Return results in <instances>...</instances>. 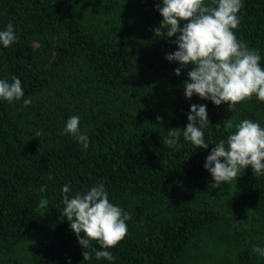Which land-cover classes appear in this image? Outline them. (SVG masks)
Masks as SVG:
<instances>
[{"label": "trees", "instance_id": "trees-1", "mask_svg": "<svg viewBox=\"0 0 264 264\" xmlns=\"http://www.w3.org/2000/svg\"><path fill=\"white\" fill-rule=\"evenodd\" d=\"M159 3L0 0V31L11 23L18 37L0 43V80L15 76L24 91L20 100H0V264H264L252 251L264 248V175L249 167L209 188L215 181L204 167L236 130L225 131L227 119L264 128V102L253 95L231 112L228 103L186 98L192 66L177 76L179 62L165 58L178 45L154 36ZM242 4L234 34L264 68V0ZM192 104L207 105L209 148L195 149L182 130L176 147L164 145L168 131L189 123ZM72 116L87 149L63 131ZM99 183L131 215L117 246L91 242L114 262L94 253L85 261L87 249L62 215L66 184L74 196Z\"/></svg>", "mask_w": 264, "mask_h": 264}, {"label": "clouds", "instance_id": "clouds-1", "mask_svg": "<svg viewBox=\"0 0 264 264\" xmlns=\"http://www.w3.org/2000/svg\"><path fill=\"white\" fill-rule=\"evenodd\" d=\"M156 7L163 20L154 30V36L165 39L176 37L172 43L178 45V50L165 58L170 62H179L180 67L175 69L177 76L181 75V69L192 66L184 82L186 98L191 99L196 94L216 106L228 103L231 112L237 104L250 100L253 95L264 102L261 57L257 51L239 42L233 31L240 23L237 14L243 7L242 0H212L211 5L206 4L205 0H162ZM17 40L11 23L6 30L0 31V43L5 48ZM23 96L19 78L13 76L11 83L0 80V100L12 103ZM31 103L30 97L24 100L25 107ZM187 119L189 123L184 128L168 131L162 143L176 147L182 130L184 140L195 149H208L210 144L206 142L204 133V128L210 122L207 105L192 104ZM157 121L163 122V117L157 116ZM79 124L80 118L72 116L63 131L71 134L87 149L89 137L81 133ZM223 125L225 131L234 127L236 130L228 135L226 141L221 140L216 144L206 157L204 167L215 181L209 188H219L224 183L238 180L241 169L249 167L256 177L264 175V128L258 122L247 119L235 125L231 119H227ZM42 134V131H37L36 136ZM46 187L42 186L39 191H45ZM62 191V215L70 222L79 244L87 249L82 253L84 260H91L94 253L96 260L114 262L115 257L110 251L96 250L91 242H99L103 249L117 246L127 235L126 221L131 219V215L110 203L103 183L74 196H70V186L67 184ZM252 251L264 257V248L253 246Z\"/></svg>", "mask_w": 264, "mask_h": 264}]
</instances>
